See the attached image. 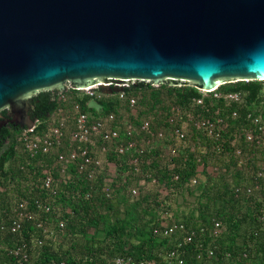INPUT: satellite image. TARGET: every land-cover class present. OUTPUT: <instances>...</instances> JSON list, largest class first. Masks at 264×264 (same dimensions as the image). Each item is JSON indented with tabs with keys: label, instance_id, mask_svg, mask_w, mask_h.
I'll use <instances>...</instances> for the list:
<instances>
[{
	"label": "trees",
	"instance_id": "1",
	"mask_svg": "<svg viewBox=\"0 0 264 264\" xmlns=\"http://www.w3.org/2000/svg\"><path fill=\"white\" fill-rule=\"evenodd\" d=\"M145 87L139 84L137 90L144 92L137 95L134 108L113 97L77 96L76 90L66 93V102L56 90L40 91L30 100L29 114L39 122V134L53 125L58 110L67 114L76 103L92 121L124 110L136 124L147 117L154 129L166 128L170 102L185 103L198 95L195 88L169 82L159 89ZM220 91L242 94L244 105L224 107L218 136L191 131L176 155L169 139L142 152L134 148L125 155L112 153L107 170L92 180L79 174L75 164L61 170L58 153L77 144L31 155L18 140L21 128L0 132V264H112L118 256L150 264H264V144L245 137L252 128L247 113L264 109V81L228 82ZM216 108H210L213 115ZM47 176L53 178L49 189ZM245 184H258L259 189L237 194ZM38 199L50 202V212L37 208ZM25 201L29 204L16 212ZM173 201L180 206L176 212ZM26 212L40 216L29 219ZM217 222L220 231L214 236ZM16 223L20 227L14 230ZM181 224L195 232L190 241L179 230L172 236L160 233ZM60 237L66 239L64 245ZM19 248L26 258L17 254ZM174 249L178 256L168 259Z\"/></svg>",
	"mask_w": 264,
	"mask_h": 264
},
{
	"label": "water",
	"instance_id": "2",
	"mask_svg": "<svg viewBox=\"0 0 264 264\" xmlns=\"http://www.w3.org/2000/svg\"><path fill=\"white\" fill-rule=\"evenodd\" d=\"M264 81V0H0V111L40 91Z\"/></svg>",
	"mask_w": 264,
	"mask_h": 264
},
{
	"label": "built area",
	"instance_id": "3",
	"mask_svg": "<svg viewBox=\"0 0 264 264\" xmlns=\"http://www.w3.org/2000/svg\"><path fill=\"white\" fill-rule=\"evenodd\" d=\"M236 81H231L230 83H236ZM228 83V82H226ZM226 83H222L211 90L199 89L195 85L182 84V85H171L172 87H190L195 88L198 95L189 99L185 103H173L170 102L169 109L170 112L165 117V122L168 126L166 128H156L152 127V120L147 117L140 119V123L136 124L133 122L130 114L122 116L119 110V115L115 112H111L106 116H100L98 119L90 120L89 115L81 110L80 104H73L71 112L63 114L62 109L58 110V116L55 117L54 123L48 128V131L44 134L37 133V127L39 122L36 120L35 125L31 129H22L21 134L18 136L19 142L22 144L23 149L26 150L31 155H37L38 153H49L52 150L57 151L58 148H62L65 143L77 144V147L69 148L64 152L58 153V159L60 164H62V172L66 170L67 164H75L79 174H83L90 180L95 178L98 174H102L107 170L106 162L108 161V156L112 153L116 155H125L129 150L134 148H139L140 151H144L151 144H157L162 140H171L172 154L176 155L181 148L185 147L186 138L189 136L191 131H201L204 130L211 136H218L217 128L223 126L225 119L222 117L224 107L230 106L233 103L238 105H244V99L240 93H223L220 91V87ZM162 84L153 83L148 80V85L146 89H159ZM100 85H113V86H128L127 83H104L100 82L84 88L74 89L69 82L66 83L67 90L63 93H58L59 99L67 101L68 98L66 93L71 90H76L77 96H89L91 98L98 97H113L118 101L129 105L134 108L138 103V94L144 92L138 87L131 88L126 91H119L113 93H104L100 91H89L93 88H98ZM222 103H221V102ZM214 115L210 108L216 107ZM258 112H248L247 119L250 122L252 128L249 130L245 137L248 142H257L260 145L264 144V109L257 110ZM62 116L59 117V114ZM209 115V116H208ZM134 116H138L135 112ZM233 117L237 118L238 113L234 111ZM214 118V120L212 119ZM69 122V123H68ZM72 125V131L68 130V125ZM143 134H146L143 135ZM142 136V137H141ZM128 140V142H127ZM66 146V145H65ZM239 153L240 150L238 149ZM202 171V167L199 168ZM197 181L193 180V184ZM53 184V178L47 176L45 181V187L51 188ZM258 184L247 185L244 187H239L236 189L237 194L247 193L252 194L258 190ZM134 194H137L134 191ZM109 196V194H107ZM36 206L40 211L50 212L51 206L50 202L42 199H38ZM25 204H29L27 201L20 203L15 211L20 212ZM20 213L19 216H23ZM264 218V213L262 214ZM25 216L30 218H36L40 214L32 212H26ZM20 227V223H16L14 230ZM186 234L185 242L190 241L192 236L195 235L193 231H186L184 225H173L164 228L160 233L164 236H172L177 231ZM220 231V224L217 222L214 224L213 235L218 236ZM48 236L51 234H47ZM40 245L44 244L42 240L38 242ZM179 242V246H181ZM17 254H22L23 258L27 256L20 250ZM178 251L174 249L169 251L166 257H177ZM65 264V263H61ZM112 264H150L147 261L136 260L128 256H118L112 261Z\"/></svg>",
	"mask_w": 264,
	"mask_h": 264
},
{
	"label": "flooded vegetation",
	"instance_id": "4",
	"mask_svg": "<svg viewBox=\"0 0 264 264\" xmlns=\"http://www.w3.org/2000/svg\"><path fill=\"white\" fill-rule=\"evenodd\" d=\"M4 110H6L5 114L0 111V122H1L0 123V132L4 131L5 129H8V128H19L15 123V120H16L15 117L10 115L8 113L7 109H4ZM21 129H23V128H21Z\"/></svg>",
	"mask_w": 264,
	"mask_h": 264
},
{
	"label": "rangeland",
	"instance_id": "5",
	"mask_svg": "<svg viewBox=\"0 0 264 264\" xmlns=\"http://www.w3.org/2000/svg\"><path fill=\"white\" fill-rule=\"evenodd\" d=\"M233 81H234V80H233ZM226 82H228V81H224V82H222V83H226ZM230 82H231V81H230ZM262 108H263V107H262ZM120 113H121L122 116H126V114H128V113L125 112L124 110H120ZM258 195H259V194H258ZM16 198H17V195L14 194V196H12V199H13L14 202L16 201ZM179 199H180V202L183 201L182 198H179ZM187 199H188V200H191V199L188 198V197H187ZM193 201H194V202H197L196 198H195V200H193ZM181 204H182V203H181ZM195 204H196V203H192L191 205H192V206H195ZM171 205H172V208H173V211H174V212H176L175 209H177V206L180 207V206H179V203L176 204V202H174V201L171 202ZM191 205L189 204L188 206L190 207ZM183 206H184V205H183ZM184 207H185V210H188V208H187L186 206H184ZM170 217H171V216H170ZM51 224H52V223H51ZM58 240L61 241V244H62V245H64L63 243H65V241H66V239H63L62 237H60ZM65 245H68V244H65Z\"/></svg>",
	"mask_w": 264,
	"mask_h": 264
}]
</instances>
